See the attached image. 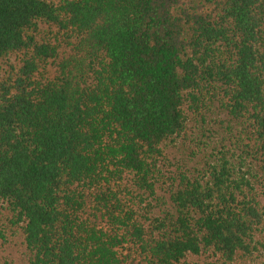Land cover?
Masks as SVG:
<instances>
[{
	"label": "trees",
	"instance_id": "obj_1",
	"mask_svg": "<svg viewBox=\"0 0 264 264\" xmlns=\"http://www.w3.org/2000/svg\"><path fill=\"white\" fill-rule=\"evenodd\" d=\"M10 56L0 203L27 264L252 256L264 233V0H0V63ZM213 110L232 148L172 178L155 212L164 147Z\"/></svg>",
	"mask_w": 264,
	"mask_h": 264
},
{
	"label": "rangeland",
	"instance_id": "obj_2",
	"mask_svg": "<svg viewBox=\"0 0 264 264\" xmlns=\"http://www.w3.org/2000/svg\"><path fill=\"white\" fill-rule=\"evenodd\" d=\"M46 27H42L45 30ZM15 56L0 63V77L6 76L14 66ZM55 68L51 69L52 75ZM233 130L225 115L213 110L203 121H192L184 134L167 144L158 160V177L155 198L151 202L155 212L168 207V190L172 178L182 173H197L212 163L219 152L232 148ZM2 235V237H1ZM259 245L251 257L238 264H264V233L258 238ZM191 262L197 258H191ZM202 260V258H201ZM0 264H27L25 248L19 229H11L7 213L0 203Z\"/></svg>",
	"mask_w": 264,
	"mask_h": 264
}]
</instances>
